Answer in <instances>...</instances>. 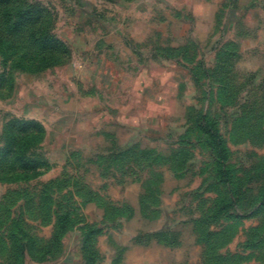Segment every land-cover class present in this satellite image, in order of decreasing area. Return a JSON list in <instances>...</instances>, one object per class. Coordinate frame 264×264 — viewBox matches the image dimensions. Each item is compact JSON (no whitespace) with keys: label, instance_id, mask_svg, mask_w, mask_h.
<instances>
[{"label":"rangeland","instance_id":"obj_1","mask_svg":"<svg viewBox=\"0 0 264 264\" xmlns=\"http://www.w3.org/2000/svg\"><path fill=\"white\" fill-rule=\"evenodd\" d=\"M0 75V264H264V0H0Z\"/></svg>","mask_w":264,"mask_h":264},{"label":"crops","instance_id":"obj_2","mask_svg":"<svg viewBox=\"0 0 264 264\" xmlns=\"http://www.w3.org/2000/svg\"><path fill=\"white\" fill-rule=\"evenodd\" d=\"M0 81H2L1 79V75H0ZM5 88H4V92H5ZM1 94H2V87L0 85V140L2 141L3 138H4V133H5V130H6V126H7V116L9 114H6V111L4 110V105L3 103L5 104V102H7V99L6 97L3 99L1 97ZM4 107H3V106Z\"/></svg>","mask_w":264,"mask_h":264},{"label":"trees","instance_id":"obj_3","mask_svg":"<svg viewBox=\"0 0 264 264\" xmlns=\"http://www.w3.org/2000/svg\"><path fill=\"white\" fill-rule=\"evenodd\" d=\"M4 20H5V23H6V26H7V28L9 27V20H10V14H9V10L7 9V10H5V13H4ZM18 138L17 137H15V136H12L11 138H9V142H8V140H7V147H8V145L9 144H11L12 145V143L15 141V140H17ZM27 139H30V138H27ZM26 139V140H27ZM23 140V139H22ZM22 142V141H21ZM6 147V148H7ZM21 152H20V155H23L24 156V154H25V152H26V149H21L20 150ZM24 158H26V156L24 157ZM30 240V242L32 241L31 239H29ZM14 248L16 249V250H20V251H24V249H25V247L24 246H19L17 243H14ZM22 256H23V253H22ZM24 256H25V254H24ZM22 257V260H24L25 259V257ZM17 258H19L18 256H17Z\"/></svg>","mask_w":264,"mask_h":264}]
</instances>
